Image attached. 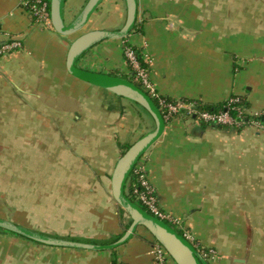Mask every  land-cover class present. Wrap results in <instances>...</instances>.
Masks as SVG:
<instances>
[{"label":"crops","instance_id":"1","mask_svg":"<svg viewBox=\"0 0 264 264\" xmlns=\"http://www.w3.org/2000/svg\"><path fill=\"white\" fill-rule=\"evenodd\" d=\"M86 1L65 0L66 23ZM136 1L142 32L127 38L148 59L159 94L206 106L241 96L250 114L264 116V54L240 47L238 34L218 26L216 16L209 21L217 0ZM125 15L124 0H103L81 32L61 36L37 28L18 0H0V43L4 36L22 43V50L0 57V144L10 153L8 168L0 170L10 186L0 191L10 189V222L102 245L127 229L110 178L125 147L152 121L66 69L76 35L116 31ZM78 67L127 75L122 39L97 44ZM145 157L160 208L181 221L177 230L218 253L214 264H264V211H255L264 210V125L236 131L176 118ZM19 215L24 219L14 221ZM155 243L140 227L127 243L105 252L40 246L0 232V264H152Z\"/></svg>","mask_w":264,"mask_h":264},{"label":"water","instance_id":"2","mask_svg":"<svg viewBox=\"0 0 264 264\" xmlns=\"http://www.w3.org/2000/svg\"><path fill=\"white\" fill-rule=\"evenodd\" d=\"M103 0H87L82 9L66 23L64 18L65 0H50V20L52 30L61 36H71L81 32L91 15ZM126 15L123 26L116 31L95 30L77 36L70 44L67 52V72L81 82L105 90L119 98L139 107L152 121V128L135 141L117 160L111 178L112 199L128 216L129 225L122 236L107 244H96L79 241L50 234L33 231L16 225L8 220L0 219V228L42 246L69 250L105 252L115 250L127 243L137 228H143L154 241L168 254L174 264H208L196 251L194 246L179 235L173 227L154 218L134 201L124 196L125 187L135 165L146 154L149 148L162 136L166 123L154 102L135 84L110 75L90 72L78 67V61L97 44L110 39L127 38L137 20V1L124 0Z\"/></svg>","mask_w":264,"mask_h":264},{"label":"built area","instance_id":"3","mask_svg":"<svg viewBox=\"0 0 264 264\" xmlns=\"http://www.w3.org/2000/svg\"><path fill=\"white\" fill-rule=\"evenodd\" d=\"M19 7L30 15L34 24L41 30H52L50 20V0H18ZM137 22H141L140 20ZM2 34L0 33V38ZM5 41L0 43V57L13 50L21 49L22 44L15 38L4 36ZM124 59L133 74L132 83L137 85L153 102L161 112L164 122L171 123L176 118L189 119L198 124L213 126L221 129L242 130L246 127L262 128L261 124L253 119L246 120V115L258 117L260 114L252 113L241 106L238 98H229L220 108L214 111L206 110L205 105L198 100H171L159 94L150 80L148 68H144L135 53L127 47L123 50ZM143 64H149L148 59L142 56ZM148 159L143 155L135 165L131 176L132 197L136 203L145 209L154 218L175 227H182L181 221L171 214L163 211L157 200L156 189L150 182L147 173ZM182 237L190 242L198 254L208 263L214 257L213 249L205 248L195 242L187 231L182 232ZM152 264H168L169 256L166 251L155 243L151 248Z\"/></svg>","mask_w":264,"mask_h":264},{"label":"rangeland","instance_id":"4","mask_svg":"<svg viewBox=\"0 0 264 264\" xmlns=\"http://www.w3.org/2000/svg\"><path fill=\"white\" fill-rule=\"evenodd\" d=\"M215 3H216L215 12L213 9H210L208 11L209 21L212 20V22H214L213 19L216 16L215 23L218 24V26H221L224 29L226 28L228 30H231L233 34L236 33L238 34L239 36L238 42L240 47L246 48V50L248 49L250 54L252 53V51H254L255 53L251 55H254L255 57L263 55L264 54V0H217ZM27 15L30 17L28 13ZM140 23L138 22V24ZM34 25L37 28H39V26H37L36 24ZM124 40L125 39H122V54L124 50L123 48ZM20 50H22V47L21 49H17L13 51H20ZM111 77H115V76H111ZM132 106L135 105L132 104ZM144 129L147 130L148 129L147 126L144 125ZM5 147L6 146L4 143L0 144V170L8 168L7 165L10 163L8 162L9 161L8 158H10V153H3L5 151L4 150ZM23 185L24 183L21 182L19 187L16 188L19 193H22L24 189ZM9 186H10V177L7 175L0 176V190H2L3 188H8ZM6 192L3 193L0 191V215L1 217H5V219L9 221L10 217L11 218L13 217L12 210H10V208H8L7 205L8 201L10 200V189L7 190ZM255 211L259 212L264 210L259 209ZM14 219H16L14 221H22L24 219V216L19 215L16 216ZM189 234L191 233L189 232ZM192 237L194 238L196 243L200 244V242H198L193 235ZM204 247L208 249H213L212 247H207V246ZM214 252H215L214 257L212 256V258L209 260L210 264H214L219 258L218 253L215 250ZM170 262L174 264L172 261Z\"/></svg>","mask_w":264,"mask_h":264},{"label":"trees","instance_id":"5","mask_svg":"<svg viewBox=\"0 0 264 264\" xmlns=\"http://www.w3.org/2000/svg\"><path fill=\"white\" fill-rule=\"evenodd\" d=\"M142 32V24L140 23V24H138V22L136 21V23H135V26H134V28H133V30H132V32H131V34H139V33H141ZM124 47H127V48H130L134 53H135V55H136V57L138 58V60H139V62H141V64H142V66L144 67V68H148V66L147 65H145V64H143V61H142V54H141V52H140V50H138L135 46H133L131 43H130V41H128V38H125V40H124V44H123V48ZM109 75H111V76H115V77H122V78H124V79H126V80H130V81H132L133 80V74H132V72H131V70L129 69V72H128V74L127 75H120V74H118V73H110ZM137 86V85H136ZM138 87V86H137ZM233 98H238L239 100H240V102H241V106L242 107H244V108H246L247 110H248V105H247V102H246V100L243 98V97H241V96H237V97H233ZM225 103V102H224ZM224 103H222V104H218V105H215V106H206L205 105V109L206 110H209V111H214V110H216V108H220V106H222ZM155 105H156V103H155ZM156 107H157V105H156ZM249 119H253V120H255L256 122H258L259 124H261V126L262 125H264V116H262V115H260V116H258V117H253V116H249V115H246V120H249ZM129 148V146H126L125 147V150L124 151H126L127 149ZM133 177L132 176H130L129 177V180H128V184H127V186L125 187V193H124V196H125V198L127 199V200H132V201H134V199H133V197H132V183H133ZM135 202V201H134ZM136 203V202H135ZM139 207H141L138 203H136ZM144 211H145V209L143 208V207H141ZM122 212H124L123 210H122ZM149 214V213H148ZM126 227H128V226H126ZM174 228V230L179 234V235H181L182 236V232H180L179 230H177L175 227H173ZM0 232H4V233H8V234H10V236H12V237H15V238H20V239H23V240H26V241H28V242H31V243H34V242H32V241H30V240H28V239H25V238H22V237H20V236H17V235H15V234H13V233H10V232H8V231H6V230H4V229H1L0 228ZM34 244H37V243H34ZM39 245V244H38ZM169 260L170 261H172L171 259H170V257H169ZM208 264H210L209 262H208Z\"/></svg>","mask_w":264,"mask_h":264}]
</instances>
